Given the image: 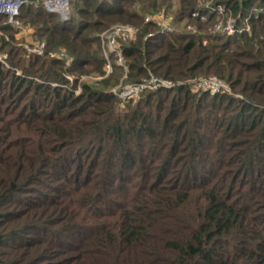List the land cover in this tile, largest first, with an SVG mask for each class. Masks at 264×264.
Instances as JSON below:
<instances>
[{"label":"trees","instance_id":"16d2710c","mask_svg":"<svg viewBox=\"0 0 264 264\" xmlns=\"http://www.w3.org/2000/svg\"><path fill=\"white\" fill-rule=\"evenodd\" d=\"M204 1L71 0L61 21L28 0L42 54L0 16V264H264V0ZM221 6L239 32H212ZM115 19L137 28L117 42L123 82L170 88L75 93ZM201 77L232 93L193 90Z\"/></svg>","mask_w":264,"mask_h":264},{"label":"built area","instance_id":"2783aa9c","mask_svg":"<svg viewBox=\"0 0 264 264\" xmlns=\"http://www.w3.org/2000/svg\"><path fill=\"white\" fill-rule=\"evenodd\" d=\"M71 0H42V4L44 8L48 12H53L57 13L58 17L61 21H66L70 18L71 11L69 9V2ZM5 3L10 2V0H4ZM28 0H22V2L19 4V10L20 8L27 3ZM220 8V7H219ZM221 9V8H220ZM19 14H13L12 19L9 20L8 17L10 15L9 12L7 11H0V16L5 17V23L11 24L12 26H15L17 28H20V30L23 32L26 30L25 27L21 25L19 22L17 16ZM194 13L193 15H195ZM152 16L156 19L159 20V25L161 31H177L180 33L185 32L184 29H175L170 27L168 22L162 21V18L159 16ZM152 18L151 16H146L145 17V22L150 21ZM236 21L234 18L229 17L224 23L218 22L216 23L212 30L214 32H218L221 34L225 35H233L237 31L239 32L241 28L236 27ZM1 26V23H0ZM136 38V30L130 26V25H125V24H117L111 26L108 30L104 31L100 35V39L102 42V50H103V58L105 64L109 63V58H111V54L113 55L114 58L118 60V63L120 64L121 67L124 69L125 67V62L123 63L122 60V53L120 50V47L117 45L118 39H123V40H131L134 41ZM28 52L31 53H38L42 54L41 46L37 42H33L28 48ZM108 51V52H107ZM0 62L3 64L4 61L3 59L0 58ZM106 64V66H107ZM53 86H56V84H52ZM192 89L195 91L198 90H207V91H213L217 92L219 91V87L221 86L220 82L216 78H204L201 77L197 80H194L192 83ZM172 86L171 83L168 81L160 80L154 75H149L148 77L143 78L141 81L136 82V83H128L127 85L124 84L123 87H121L118 91H114L113 93L117 96L121 104H124L126 101L130 99H136L142 92L146 90H157L159 88H170ZM225 89V87L223 88Z\"/></svg>","mask_w":264,"mask_h":264},{"label":"rangeland","instance_id":"374dc122","mask_svg":"<svg viewBox=\"0 0 264 264\" xmlns=\"http://www.w3.org/2000/svg\"><path fill=\"white\" fill-rule=\"evenodd\" d=\"M201 3L202 2H199V5H202V6H211L210 0H205L202 4ZM220 8L215 9V10H217V13L220 16V17H218V20L216 22L217 23L218 22L224 23L230 17V12L225 11V8L223 6H221ZM155 15H157V14H155ZM120 22H122V21L117 20V19H115L113 21L110 20V22L106 25V27L103 30L100 31V33H99V39H100V35L104 31L108 30L111 26L117 25V24H125V25L132 26L136 30V36H137V28L136 27H134L133 25H131L129 23H123V22L120 23ZM164 22H165V20H164ZM166 22H168L167 25H169L172 28L182 29V27H175L170 21H166ZM186 29H189V28H186ZM245 29L246 30H249V26L247 25L245 27ZM212 32L215 33L214 31H212ZM17 36L19 37V38L17 37L19 39V41H21L20 44L25 48L26 51H27V48L35 41L34 40L35 38L32 36V30H24L23 32L20 30L18 32ZM126 41H131V40H126ZM101 46H102V42H101V39H100V49H101V54L103 55V50H102V47ZM41 50L43 51L42 46H41ZM3 57H4L3 55H0V58L1 59H3ZM112 60H114V63H116L118 66H120V64L118 63V60L116 58H114L113 55L111 54V58H109V63L108 64L106 63L107 66H106V64H104L103 67H102V71H103L102 73H88V74H84V75H81L80 76L79 80H77V89L75 90V93H78L79 92L80 86H81V84L83 82L84 83H89V84H95L97 82L98 83H101V82L104 81L103 82V84H104L106 80H107V82H108V80H110V82L112 84V86L110 85V87H112L111 88V91L112 92H114L115 90L118 91L121 87L124 86V84L127 85L128 84L127 82H123V80H124L123 78L126 75L127 68L124 69L122 67L123 68V74H122L121 78L119 80H117L118 74L115 71L113 72ZM122 60H123V63H124L125 62V59H124L123 56H122ZM125 67H126V65H125ZM216 79H218L219 82H220V84H221V86L219 87V91H217V92L229 91V93H232L231 90H230V88H229V86H228V84L223 79H219V78H216ZM224 87H225V89H223Z\"/></svg>","mask_w":264,"mask_h":264},{"label":"clouds","instance_id":"9594fccd","mask_svg":"<svg viewBox=\"0 0 264 264\" xmlns=\"http://www.w3.org/2000/svg\"><path fill=\"white\" fill-rule=\"evenodd\" d=\"M22 0H10V2L5 3L4 0H0V11H7L10 13L8 19H12V15L18 13L19 4Z\"/></svg>","mask_w":264,"mask_h":264}]
</instances>
